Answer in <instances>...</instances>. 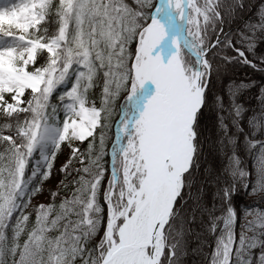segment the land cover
Masks as SVG:
<instances>
[{"label": "snow or ice", "instance_id": "snow-or-ice-1", "mask_svg": "<svg viewBox=\"0 0 264 264\" xmlns=\"http://www.w3.org/2000/svg\"><path fill=\"white\" fill-rule=\"evenodd\" d=\"M0 264H264V0H0Z\"/></svg>", "mask_w": 264, "mask_h": 264}]
</instances>
